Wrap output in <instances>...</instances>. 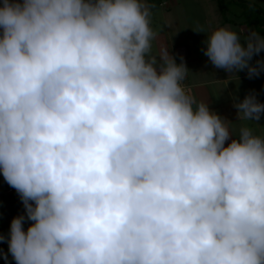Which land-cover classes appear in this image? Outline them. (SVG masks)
Segmentation results:
<instances>
[{"label": "clouds", "instance_id": "9594fccd", "mask_svg": "<svg viewBox=\"0 0 264 264\" xmlns=\"http://www.w3.org/2000/svg\"><path fill=\"white\" fill-rule=\"evenodd\" d=\"M150 18L146 0L0 4L16 264H264V136L241 127L225 146L231 121L184 86L183 57L153 54ZM207 34L217 68L264 70V35ZM236 99L239 120H260L255 94Z\"/></svg>", "mask_w": 264, "mask_h": 264}, {"label": "crops", "instance_id": "0c3cea01", "mask_svg": "<svg viewBox=\"0 0 264 264\" xmlns=\"http://www.w3.org/2000/svg\"><path fill=\"white\" fill-rule=\"evenodd\" d=\"M264 7V0H252ZM3 0H0L2 4ZM147 4L148 1L146 0ZM149 5V4H148ZM227 12L226 21L219 10L217 0H161L155 7H150V26L156 32L157 38L152 41V52L158 55L161 48H168L169 53L176 57L177 63L181 57L188 68L185 81L187 88L192 89L198 100L207 102L209 108L218 113L223 119L231 121L230 130L234 135L225 142V146L239 135L241 127H250L256 135L264 136V114L259 121H241L238 118V109L234 106L237 99L242 102L249 94H255L257 100L264 104V70L258 76L249 78L248 69L229 73L226 69L217 68L208 56L205 55V43L209 32L221 26L232 29L256 31L254 26L242 21L239 11L231 9ZM203 28L205 32L195 31ZM2 34V30L0 31ZM264 35V34H261ZM243 43V41H242ZM159 59V57H157ZM264 59V51L255 55L251 61L256 64ZM159 71V66H157ZM13 194L22 206V210L10 216L0 211V224L5 230H10L14 217L26 214L23 202L17 191L4 180L0 170V194ZM25 231L31 223L25 221Z\"/></svg>", "mask_w": 264, "mask_h": 264}, {"label": "trees", "instance_id": "16d2710c", "mask_svg": "<svg viewBox=\"0 0 264 264\" xmlns=\"http://www.w3.org/2000/svg\"><path fill=\"white\" fill-rule=\"evenodd\" d=\"M150 7H155L161 0H147ZM219 10L224 19L229 21L227 12L231 4H236L240 8L238 16L242 21L255 27L258 33L264 34V7L260 6L252 0H217ZM22 210V206L17 198L11 193L0 194V211L5 216H10ZM0 235L5 239L0 241V264H16L11 253L8 251L7 238L9 230H5L0 224Z\"/></svg>", "mask_w": 264, "mask_h": 264}, {"label": "rangeland", "instance_id": "374dc122", "mask_svg": "<svg viewBox=\"0 0 264 264\" xmlns=\"http://www.w3.org/2000/svg\"><path fill=\"white\" fill-rule=\"evenodd\" d=\"M258 4V3H257ZM260 5V4H259ZM261 6V5H260ZM231 9L232 10H234V11H239L240 10V8L236 5V4H232V6H231ZM2 29H0V31H1ZM29 223H32L31 221H29ZM25 224H27V223H25ZM24 224V225H25Z\"/></svg>", "mask_w": 264, "mask_h": 264}, {"label": "built area", "instance_id": "2783aa9c", "mask_svg": "<svg viewBox=\"0 0 264 264\" xmlns=\"http://www.w3.org/2000/svg\"><path fill=\"white\" fill-rule=\"evenodd\" d=\"M183 84H184V86H185L186 88L188 87V85H187V83H186L185 80L183 81Z\"/></svg>", "mask_w": 264, "mask_h": 264}]
</instances>
